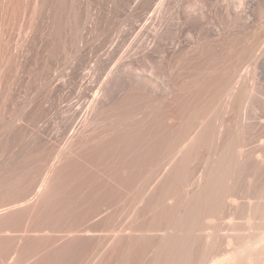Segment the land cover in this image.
<instances>
[{
	"label": "rangeland",
	"instance_id": "rangeland-1",
	"mask_svg": "<svg viewBox=\"0 0 264 264\" xmlns=\"http://www.w3.org/2000/svg\"><path fill=\"white\" fill-rule=\"evenodd\" d=\"M159 2H161V0H0V264H122L125 261L124 259H126L124 264H126L128 260V264H148L149 259V261L154 259L153 256L151 259V255H154L152 251L155 250L154 248L158 247L157 245H159V241H161L160 238L164 234L163 229H161L164 227H157L159 226L158 224L163 222L158 220L159 214L161 208H168V204L170 206V202L173 201V199L168 201L160 200V204L157 200L158 194L163 186H167V184L170 186V183H174L171 187L177 188L179 182L178 180L175 182L172 181L174 174V170L172 169L175 168V165H171V163L170 165L167 164L169 162L167 157L169 156L166 157L168 160H163L164 163L163 161L161 162L162 159H160L159 162V159H156L162 156V154L158 155V157L156 156L158 154L156 147L162 148L163 151H161L164 152L163 139H165L164 137L166 135V139L169 141V137H167V135L170 134L168 133L169 130H173V134L177 133L172 135L175 136L174 139L177 137L176 140H178L180 137L179 134L182 135L185 130L193 125L190 123H192L194 119L196 120L195 115L199 114L196 113L197 109L205 103L208 96V89L210 88L209 86H212L209 82L217 86H212L211 91L209 89V96L213 89L216 90V88L224 83H222V80H224L227 82V85L229 84V87L227 86L230 88L228 91H231L233 96L235 95V98L232 96V99H229L231 101L226 100L227 98H223L225 100L217 102L218 105L215 103L213 105L214 108H209L213 109L212 111L209 110L210 113H207L208 117H205L202 125L206 123L215 125L217 121L215 126L218 127V124L223 122L224 129H226L225 131L227 132V134L224 133V144L228 143L226 147L227 145L233 147L231 148L233 150L231 151L234 155L233 158L236 157L239 150L245 158L248 157L249 159L245 161V163L248 162V164H244L245 167H243L247 172L243 170L240 176L237 175V178L235 177L236 181L235 178H233L234 180H231V186L236 188L235 190L237 191H234L237 194L239 191L240 195L238 194V196L241 198V196H244L243 193H247V195L251 197L253 195L252 191L255 189L254 187L257 186L259 187L255 190H257L258 194L259 188L262 187V184L264 185V73L263 75H255L253 73V64L256 58L255 54L259 52L261 56L264 54V0H162V6ZM200 14L204 16L202 19L200 18ZM191 24L194 26H191ZM214 26L217 28H214ZM146 33L151 34L145 35ZM144 39L146 40L143 41ZM220 44L221 47L222 45L225 47L224 50L226 48L227 50L224 51L223 47L221 48L218 46ZM206 45L208 49H206ZM203 47L208 50V52H206V50L200 51ZM218 47L221 51L223 50V53L218 52L220 51ZM233 50L235 52H233ZM200 52L204 53L203 57H201ZM231 52L233 53L232 55L230 54ZM239 52L240 54H237ZM221 54H223V56ZM260 55H258L259 58ZM204 56H206L208 60H206ZM152 57L156 59L157 62H154ZM218 57L221 59L218 60ZM261 58L263 59L264 57ZM130 61L131 67L129 68L126 64ZM221 63H224L223 66ZM149 64H151V66ZM122 65H124V67ZM216 65H218V67ZM220 65L223 69L224 66L226 70L229 69L225 76H230L231 79H227V77H224L222 80L220 79L222 75L220 76L219 73H217L219 72L217 69L220 68ZM125 66H127V68ZM144 68H151V70L149 69V72L148 69H145V71L147 70L148 72H143ZM130 69L132 71H137L134 73L130 71ZM141 69H143V71ZM200 69H205V71H202L203 74L200 72ZM153 71L157 77L151 74ZM208 71L209 73H206ZM212 71L213 74L215 73L213 76H211ZM179 72L181 73L179 74ZM197 72H199V74H197ZM130 73H132L133 77ZM191 73L192 76L190 75ZM201 74L203 77L205 74L208 77H213L211 81L208 77H204L203 81H205V84L204 82L203 84L202 82L200 83L201 86L203 85L202 87L204 90H202V87L198 84L202 81ZM153 75L155 77L154 79H152ZM185 75H189V78ZM130 76L132 78L129 79L128 77ZM194 76L196 78H193ZM214 76L220 77V80H218L219 83L217 81L218 78ZM136 77H140L141 79L139 78V81H135L138 80ZM158 77L160 78L158 79ZM190 77H192V81H190ZM127 78L131 82L134 78L133 83L136 85V82H138L137 87L140 82H143L140 83L142 84L141 87L149 86L151 82L154 83L146 87L149 91L147 90L142 93L140 90L142 88L138 87V92H136V89L133 90V87H135L134 84L133 87L131 84V89L133 91L130 89V85H128L130 82H128L129 80L127 81ZM175 78L177 80H175ZM179 78L185 81L186 84H189L187 83L188 80L192 83L196 81L194 84L195 86L190 83L195 92L193 93L190 87H188V89L184 82L182 85L185 84V87L180 86L179 84L182 82H180L181 80ZM167 79L170 81L169 83H167ZM215 80L217 81L216 83ZM227 80H229V82ZM146 81L150 83H146ZM164 82L171 86L170 89L167 88L169 87L167 84V87L163 86ZM206 83L209 85H206ZM175 84L176 86L174 87ZM177 84L180 88H178L179 86H177ZM161 85L163 87H161ZM199 87L201 90H199ZM175 88H177L178 92L183 88L184 93L185 91L186 93L184 94L182 90H180L182 93L179 92L180 94H178ZM186 88L188 90H186ZM143 89H145V87ZM163 89L165 91L167 90L166 93ZM174 89L177 93L174 92ZM199 91H206L205 93L202 92L205 96L202 95L200 97ZM129 93H131L132 96L133 93L135 96L138 95L136 96L137 101H131L132 96H130L131 94ZM173 93H175V95ZM170 94L172 96H170ZM164 95H167V97ZM248 95H250L249 98L247 97ZM127 96L130 97L128 98ZM194 96L195 98H193ZM245 97L247 98L244 99ZM179 98L182 99L180 100ZM127 99L133 102V104H130ZM191 99H193V101ZM195 99L200 102L198 101V103ZM123 101H126V103ZM161 101L162 104H160ZM127 103L131 106V110ZM149 107H151L152 110ZM161 108H163L162 110L167 115H165L166 117H163L164 112L161 111ZM188 109L192 111L195 110L196 114L193 113L194 111L192 112ZM238 109L242 110L239 111ZM145 110L148 114H146L147 112ZM157 110L161 112H157ZM134 111L137 116L134 114ZM150 112H155L153 115L154 117ZM178 112H180V114ZM187 112L188 114H186ZM171 113L175 116H172ZM140 114H143L142 116L146 119L140 116ZM145 114L146 116L149 114L151 115L146 117ZM96 115H98V117L100 115L102 116V123H99L100 126L97 121H95L97 118L98 122H100ZM151 116L153 118H151ZM156 116L161 117V119H158ZM219 116L224 117L220 118ZM171 118L173 120L176 119V121L174 120L175 123ZM133 119H135V121ZM151 119H155L154 122L156 124L153 123ZM91 120L92 122H90ZM195 120L193 123L197 125ZM218 120L222 121L218 123ZM93 121L96 123H93ZM213 121L215 122L213 123ZM188 122L189 124H187ZM90 123H93V125L95 124V126L93 127ZM149 123L151 125L155 124L156 126L153 125L154 127L152 126L153 128L151 129ZM172 123L175 126L178 124L185 125L184 127L182 125L175 127ZM101 124L105 127H101ZM97 125L101 128L98 129V127H96ZM188 125L190 126L186 129ZM144 126H148L151 130ZM172 126L176 129H173ZM122 127L123 129L121 130ZM193 127L194 126L191 128ZM136 128L140 129V131L136 130ZM160 128H162L163 131ZM164 128L165 131L166 129H168V131L165 132ZM191 128L190 132L193 131L191 135L193 136L196 130ZM131 129H134V131L136 130L135 133L134 131L131 132L132 134L134 133L133 135L128 131H131ZM159 129L160 132L163 133H159ZM224 129L222 128V131H224ZM112 130L115 131L116 134ZM179 130L182 132L180 131L181 133H179ZM142 131H144V133L147 131L148 133L144 134ZM125 132H127L129 136H127ZM164 132L166 134H164ZM190 132L186 131L188 134ZM109 133L112 134L108 135ZM186 133L181 136H184V138L181 140L180 137L179 140H187L186 138L188 135ZM239 133L240 135H238ZM120 134H124L125 136H120ZM162 134L164 137H157L159 140L155 137L156 135ZM99 135L102 140L96 137ZM115 135L120 136V138L122 137V140L120 139L121 142L118 141V137L116 139L114 138L116 137ZM134 135L141 136L135 137ZM146 135L150 137L148 136V138H145L147 137ZM191 136H189V139L192 138ZM154 138L157 139L158 145L154 144L156 143L155 140H153ZM138 139H142V141ZM135 140L137 143H135V145L139 146H137L139 150H136V147L133 145L134 143H132V141L135 142ZM171 140L172 141H169L171 143L166 141L167 145L164 144L165 149L170 146V144L174 143L173 138ZM124 141L127 142L125 143ZM105 142L109 146H107ZM159 144H161L162 147L161 145L159 146ZM130 145L132 146L129 147ZM143 145H147V148ZM214 145L215 141L209 145L211 150H208L209 148L205 150L207 148L206 146V148H203V151L201 150L202 154H200V152L194 157V162L191 161L190 164L188 162L187 167L191 166L187 168L190 170L187 171L186 169V171L189 175L193 171L192 174L194 176H189L191 180L189 182L187 181L188 183L186 186L188 187L180 185L183 189H181V191L178 190L180 186L176 189L179 194L175 195L176 198L174 197V200L181 199L184 190L190 191L195 188L197 181L201 179L200 177L203 178L204 175H207V173L211 171L210 167L216 165L215 161H217L218 158L214 155L212 157ZM235 145L238 146L236 147ZM80 146H83V148ZM148 146H153L151 147L152 150H157L156 152L154 151L156 155L151 150V153L155 156L154 158L149 156L150 152ZM84 147L87 148V151ZM124 147H126V149L129 148V154H127L128 150H124ZM130 148H132V150L135 148L136 152H138L134 153ZM91 149H93V151ZM105 149L107 152L111 151V149L117 151L116 153L113 151L111 156V152L108 155V153L104 151ZM121 149L124 151L123 153H121ZM228 149L230 148H227L226 151ZM142 150L144 152L145 150L149 152L147 155V157H149L148 159L147 157H140L142 155ZM234 150H236L237 153ZM139 151H141V155ZM162 152H159V154ZM104 153L106 154L104 155ZM133 153H139V157L137 156L139 159H137L135 155H132ZM123 154H127L128 156H124ZM131 159L132 161H130ZM153 159L155 162L157 161L156 164ZM229 159L227 161H231L232 163L235 160L233 159L232 161L230 156ZM211 160L215 164H213ZM134 163H136V166ZM211 163L213 165H211ZM129 164L132 165L130 166ZM222 164L224 165L225 163L223 162ZM224 167L226 168L221 169L228 170V168L230 169V164L228 163L224 165ZM135 168L138 172L135 171ZM259 168L261 169L259 170ZM211 169H213L212 171L219 172L218 169L215 170V167H211ZM253 169L256 172H254ZM172 172L173 174L171 175ZM189 177L187 180H189ZM258 180L261 181L259 182ZM158 181L162 183L159 184ZM256 181H258L259 185ZM165 182L166 184H164ZM255 183L257 184L255 185ZM162 184L163 186L159 187ZM226 184V187H230L228 183ZM250 185L253 186V188ZM232 187H230L231 190ZM247 188H250V190H247ZM240 191L241 193L243 192V195ZM254 192L256 191H253V193ZM140 195L145 198H142ZM254 195L252 201L257 196L255 193ZM147 197L149 199H147ZM139 198L144 201L142 202L143 205ZM119 199H121V201ZM136 199L137 201H134ZM239 200L238 205L240 206L241 204V206L239 210L234 212L235 214L229 208L230 205L226 203L228 205H226V207L223 206L224 208L222 207V212L224 213L219 217H211L212 219L214 218L215 221L214 219L211 220V218H208V221L206 219L205 221L204 219L198 220L197 232L195 231L194 233L196 243L195 246H193V252H195V255L196 251L198 252L197 254H201V252L204 253V251L206 252L205 254H209L208 252L211 251L207 252L206 250L212 247V255L208 258L213 259L214 257V259L217 258V260H219L222 256L229 255V251L235 249L237 245L239 248L242 242L246 243L250 241L253 237L251 235L255 234L254 237H258L263 234L264 220L256 218L253 219V222L252 220L248 221L249 215L246 211L247 208L243 206L247 200L246 198L245 200L244 198ZM155 201L160 204V206L158 204V208L156 207L154 209L157 210L155 211L157 214L153 212V207L151 206L154 205V203L157 204ZM242 201L245 202L243 205ZM147 205L152 209L149 210ZM241 207H243V209ZM158 209L160 210L158 211ZM150 211L154 216H151L153 214H151ZM240 213L242 214L239 215ZM224 214L227 215L225 216ZM228 215L230 217H237H232V219ZM127 216L129 217L127 218ZM137 217L142 219H136ZM141 221L143 222L142 226L140 225L142 224ZM155 221L156 223H154ZM232 221L236 225L233 224ZM244 221L248 222L246 223ZM129 222L130 224H128ZM237 224L239 226H237ZM230 225L232 226L230 227ZM243 225L244 228H242ZM126 227L128 231L130 227L132 230L138 227L136 230L139 231H133L130 237L131 241L135 239L132 243L129 238H127L131 232L129 231L130 233H126ZM150 227H155L154 229L160 228V230L158 229V231H154V233ZM201 227H208V229L204 228V231ZM233 227L235 230L232 229ZM115 228L116 230L118 229V232L116 231L114 234ZM145 228H147L146 231H152L146 232ZM143 229L145 231L144 233L142 232ZM198 229L203 231L200 232ZM119 231L122 239L116 237L119 235ZM197 233H200L199 236ZM112 234V237L116 235V241L115 238L110 237ZM144 234L149 237H146ZM154 235H156V237ZM139 236H142L143 240H140L141 237ZM242 237L244 240H241ZM109 238L113 239V243ZM145 238L146 240L144 241ZM117 239L118 244L116 246ZM125 241L128 242L122 244ZM127 244L132 252L129 247L128 250L130 251H127ZM130 244L134 246L131 247ZM135 244L138 246L136 247ZM155 245L156 247H154ZM152 246L154 247L153 249L151 248ZM241 246L242 245H240V247ZM147 247L150 248L151 252ZM215 247L217 249L214 250ZM263 247L264 241L260 244V248ZM137 248L138 250H136ZM111 250H115V252ZM221 252H224V255ZM124 254L127 255L125 256ZM121 256H125L124 259ZM134 257L136 258L133 259ZM120 258H122L123 261ZM259 258H264V249L259 255ZM210 261L211 260L206 261V264H209ZM210 264L213 263L210 262Z\"/></svg>",
	"mask_w": 264,
	"mask_h": 264
},
{
	"label": "bare ground",
	"instance_id": "bare-ground-1",
	"mask_svg": "<svg viewBox=\"0 0 264 264\" xmlns=\"http://www.w3.org/2000/svg\"><path fill=\"white\" fill-rule=\"evenodd\" d=\"M158 1V0H157ZM151 2V1H150ZM155 4V3H154ZM159 4L161 5L162 4V0H161V2H159ZM158 3H157V5H159ZM156 5V6H157ZM160 5H159V7H160ZM153 6V5H152ZM162 6V5H161ZM226 7V6H225ZM153 8V7H152ZM155 9H157V8H155ZM159 9V8H158ZM157 12V11H156ZM187 17V16H186ZM204 16H203V14H200V18L202 19ZM151 18V17H150ZM149 18V19H150ZM152 19V18H151ZM150 19V20H151ZM198 19V18H197ZM197 21V20H196ZM154 22V21H153ZM202 22V21H201ZM190 23V22H189ZM186 24V23H185ZM206 24V23H205ZM152 25V24H151ZM189 25V24H188ZM216 25V24H215ZM150 26V25H149ZM191 26H194V25H192L191 24ZM206 26V25H205ZM201 27V26H200ZM221 27V26H220ZM151 28V27H150ZM212 28V27H211ZM214 28H217L216 26H214ZM194 29H196V28H194ZM198 30V29H197ZM191 31V30H190ZM195 31V30H194ZM202 33V32H201ZM149 34H151V33H149ZM149 34H145V35H149ZM222 34V33H221ZM219 35V34H218ZM202 36V35H201ZM264 36V35H263ZM147 37V36H146ZM145 37V38H146ZM153 37V36H152ZM151 37V38H152ZM224 38V37H223ZM142 39V38H141ZM149 39V38H148ZM217 39V38H216ZM229 39H231V38H229ZM140 40V39H139ZM146 39H144L143 41H145ZM166 40V39H165ZM234 40V39H233ZM238 40V39H237ZM141 41V40H140ZM139 41V42H140ZM170 41V40H169ZM179 41V40H178ZM207 41V40H206ZM222 41V40H221ZM167 42V41H166ZM173 43V42H172ZM180 43V42H179ZM215 43V42H214ZM218 43V42H217ZM221 43V42H220ZM176 44V43H175ZM205 44V43H204ZM216 44V43H215ZM226 44V43H225ZM143 45V44H142ZM164 45H165V43H164ZM169 45V44H168ZM177 45H178V43H177ZM180 46V45H179ZM203 46V45H202ZM207 46V45H206ZM218 46H220L221 47V44L220 45H218ZM227 46V45H226ZM170 47H172V46H170ZM205 47V46H204ZM204 47H203V49H201L200 51H202V50H206V49H208V46H207V48L206 49H204ZM211 47H212V43H211ZM222 47H223V50H224V46L222 45ZM221 47V48H222ZM159 48V47H158ZM157 48V49H158ZM215 48V47H214ZM213 48V49H214ZM219 48V47H218ZM232 48V47H231ZM156 49V48H155ZM161 49V48H160ZM168 49V48H167ZM220 49V48H219ZM236 49H237V47H236ZM236 49H235V51H236ZM210 50V49H209ZM223 50L221 51V49H220V51H218L219 53L220 52H222L223 53ZM225 50H227V48L225 49ZM224 50V51H225ZM230 50V49H229ZM239 50V49H238ZM245 50V49H244ZM257 50V49H256ZM264 50V49H263ZM163 51V50H162ZM166 51V50H165ZM211 51V50H210ZM234 50H233V52H235ZM204 53H206V52H208V50H206V52L205 51H203ZM203 52H200L201 53V57H203ZM211 53V52H210ZM255 53V52H254ZM262 53V52H261ZM209 54V53H208ZM208 54H205V55H208ZM225 54H226V52H225ZM231 55L233 54L232 52L230 53ZM237 54H240V52L239 53H237ZM150 55V54H149ZM215 55V54H214ZM222 56H223V54H221ZM227 55V54H226ZM256 55V58H255V63L253 64L254 65V68H253V73L255 74V75H263V73H264V58L262 59L261 57H264L263 55L264 54H262V56L260 55V52L258 53V54H255ZM258 55H260V58H259V56ZM211 56V55H210ZM209 56V57H210ZM213 56V55H212ZM222 56H220V57H222ZM230 56V55H229ZM235 56V55H234ZM198 57V56H197ZM220 57H218V60L219 59H221ZM153 58V57H152ZM158 58V57H157ZM190 58V57H189ZM193 58V57H192ZM204 58H206V60H208L207 59V57L206 56H204ZM216 58V57H215ZM235 58V57H234ZM233 58V59H234ZM147 59H149V58H147ZM154 59V58H153ZM199 59V58H198ZM209 59H211V58H209ZM240 59H241V57H240ZM191 60V59H190ZM215 60V59H214ZM213 60V61H214ZM217 60V59H216ZM215 60V61H216ZM217 60V61H218ZM226 60V59H225ZM150 61V60H149ZM194 61V60H193ZM204 61V60H203ZM212 61V62H213ZM228 61V60H227ZM154 62H157L156 61V59H154ZM158 62H160V61H158ZM195 62V61H194ZM206 62V61H205ZM204 62V63H205ZM220 62H222V61H220ZM224 62V61H223ZM239 62V61H238ZM130 64H131V61L128 63V64H126L127 66H129V68L131 67L130 66ZM159 64V63H158ZM168 64V63H167ZM185 64H186V62H185ZM184 64V65H185ZM199 64V63H198ZM215 64V63H214ZM217 64H218V62H217ZM224 64V63H223ZM223 64L221 63V65L223 66ZM239 64V63H238ZM125 65V64H124ZM124 65H122L123 67H124ZM150 66H151V64H149ZM156 65H157V63H156ZM160 65V64H159ZM163 65V64H162ZM190 65V64H189ZM192 65H194V64H192ZM207 65V64H206ZM209 65H211V64H209ZM221 65H220V68L219 69H217L219 72H217V70H216V72L217 73H219V75L221 76L222 75V78H220L219 76L217 77V76H214V77H217L218 79H217V81L218 80H222L224 77L226 78L227 77V79L228 78H230V76L228 77V76H225L226 75V73H227V71H229V69H228V67H227V65H226V67H227V69L228 70H226L225 69V66H224V69H223V67H221ZM245 65V64H244ZM243 65V66H244ZM252 65V64H251ZM127 66H125L126 68H127ZM154 66V65H153ZM161 66V65H160ZM208 66V65H207ZM217 67H218V65H216ZM232 66V65H231ZM246 66V65H245ZM179 67V66H178ZM189 67V66H188ZM188 67H187V69H188ZM194 67V66H193ZM192 67V68H193ZM206 67V66H205ZM204 67V68H205ZM211 67V66H210ZM209 68V67H208ZM214 68H215V66H214ZM240 68H242V67H240ZM132 69V68H131ZM130 69V71H132ZM145 69H148V71H149V69L151 70V68H144V71H143V69H141L143 72H148L147 70L145 71ZM165 69H166V67H165ZM173 69V68H172ZM176 69V68H175ZM181 69V68H180ZM196 69H197V67H196ZM195 69V70H196ZM199 69V68H198ZM202 69V68H201ZM200 69V70H201ZM211 69V68H210ZM243 69V68H242ZM124 70H125V68H124ZM162 70V69H161ZM194 70V69H193ZM208 70V69H207ZM206 70V71H207ZM260 70V71H259ZM126 71H127V69H126ZM129 71V72H130ZM135 71H137V70H135ZM135 71H132V72H134L135 73ZM142 71H139V72H142ZM167 71V70H166ZM168 71H171V70H168ZM176 71V70H175ZM202 71H205V69H203V70H201L200 72L202 73ZM240 71V70H239ZM249 71H250V69H249ZM128 72V71H127ZM150 72V71H149ZM182 72V71H181ZM181 72H179V74L181 73ZM186 72V71H185ZM192 72V71H191ZM195 72V71H194ZM244 72V71H243ZM133 73V74H134ZM160 73V72H159ZM188 73H190V72H188ZM206 73H209V71L208 72H206ZM233 73V72H232ZM231 73V74H232ZM238 73V72H237ZM128 74V73H127ZM151 74H154V71H153V73L151 72ZM173 74H174V72H173ZM179 74H178V76H179ZM183 74V73H182ZM197 74H199V72H197ZM197 74L195 73V75L197 76ZM203 74V73H202ZM201 74V75H202ZM211 74V73H210ZM230 74V75H231ZM234 74V73H233ZM250 74V73H249ZM129 75V74H128ZM130 75L132 76V73H130ZM136 75V74H135ZM141 75V74H140ZM155 75V74H154ZM154 75H153V78L152 79H154L155 77H154ZM191 76H192V73L190 74ZM213 75H215V73L213 74V71H212V75L211 76H213ZM228 75V74H227ZM128 77L129 79L130 78H132V77ZM137 76H139V75H137ZM156 77H157V75H155ZM165 76V75H164ZM183 76H184V74H183ZM186 76V75H185ZM199 76V75H198ZM233 76V75H232ZM246 76V75H245ZM161 77V76H160ZM160 77H158V79L160 78ZM165 77H167V76H165ZM180 77V76H179ZM186 77H188L189 78V75L188 76H186ZM204 77H208V76H206V74H205V76ZM204 77H203V75H202V77H201V79H202V81H200L198 84H199V86H201L200 85V83L202 82V84H203V82H204V84H205V81H203V79H204ZM235 77V76H234ZM237 77V76H236ZM250 77V76H249ZM127 78V81L129 80ZM139 78L140 77H136V79H138V80H135V81H139ZM163 78V77H162ZM171 78V77H170ZM181 78H183V77H181ZM181 78H179L180 80H181ZM193 78H196L195 76L193 77ZM198 78V77H197ZM220 78V79H219ZM255 78V77H254ZM134 79V78H133ZM133 79H132V82L129 80L128 82H130L128 85H130L129 87H130V89H131V84H132V87H133ZM141 79V78H140ZM151 79V80H152ZM178 79V80H179ZM190 81H192V77H190ZM208 79H210V81H211V79H213V77H208ZM216 79V78H215ZM231 79V78H230ZM233 79V78H232ZM257 79V78H256ZM143 80V79H142ZM145 80H147V79H145ZM175 80H177L176 78H175ZM183 80H185V79H183ZM187 80V79H186ZM196 80H198V79H196ZM226 80V79H225ZM157 81V80H156ZM159 81V80H158ZM206 81H207V79H206ZM216 80H215V83L217 82ZM228 82H229V80H227ZM170 81H168V79H167V83H169ZM175 82V81H174ZM179 82V81H178ZM180 82H182L181 84H179L180 86H183V87H185L184 85L186 84L185 83V81H180ZM183 82L185 83L184 85H182L183 84ZM224 82V83H223ZM140 83H143V82H140ZM139 83V88H142V89H140L141 91H142V93L143 92H145V91H147L148 89H146V87L148 86H144L145 87V89H143L144 87H141V85L142 84H140ZM144 83H145V81H144ZM146 83H150V82H148V81H146ZM152 83V82H151ZM151 83H150V85H151ZM154 83V82H153ZM152 83V84H153ZM165 83V84H164ZM163 83V86H166V82H164ZM176 83V82H175ZM187 83H189V84H186L187 86V88L188 87H190V88H192L191 90H193V86H195L194 84L196 83V81L195 82H189V80H188V82ZM190 83H192L193 84V86L191 87V85H190ZM212 84V86H215L214 85V83H212V82H209V84ZM218 83H219V81H218ZM217 83V84H218ZM222 85H220V87H218V88H216V90H212V92H211V94H210V96H209V89H210V91H211V89H212V86H209L210 88L208 89V96H207V98H206V101H205V103L204 104H202L201 106H200V108L199 109H197V112L195 111V110H191V109H188V110H191L193 113H199V114H197V115H195V118H196V120H195V122L197 123V125H194V120L193 119H191V120H193V122L192 123H190V124H193V125H191V127L192 126H194L193 128H194V130H196V131H194L195 132V134H193V136H191L192 135V133H193V131H191L190 132V128L189 129H187L190 125H188L187 127H186V129L187 130H185L184 132H183V134L184 133H186V131L187 132H190L189 134L188 133H186L188 136H187V140H185V139H183V141H181L182 140V138H184V136L183 137H181L182 135L181 134H179V136L181 137V140H179L180 139V137H179V139L178 140H176L177 139V137L174 139V137L175 136H173L174 134H177V133H174L173 134V130L171 131V130H169V132L168 133H170V134H168L167 135V137H169L168 139H169V141H172L171 139L173 138V142L174 143H172V144H170V146H168V147H166V149H165V145H167V142L166 141H168L167 139H166V135H165V137H164V135L162 134V135H156L155 137L157 138V137H159V136H163L165 139H163L164 140V142H166V143H164L163 141V146H164V152H162L163 150H162V148L160 149L159 147H156V149L158 150V154L156 155V151L157 150H152V148L151 147H153V146H151V147H149V148H151V149H149L148 148V150H149V152H150V154H152V155H150L149 154V156L151 157V158H154L155 156H154V154L158 157V155H161L162 154V156H163V158H162V156H160V158L158 157V158H156L157 160H158V162L160 161V159H162L161 160V162L163 161V160H165L166 159V157L167 156H169V157H167L168 159H169V162L167 163V164H169L170 165V163H171V165L172 164H174L175 165V168L174 169H172V170H174L173 172H174V174H173V172L171 173V175L173 174V179H172V181H176V180H178L179 182H178V187L176 188V187H171V185H173L174 183H170L171 185L169 186L168 184H167V186L165 185V186H163V184L162 185H160L159 187H162V189H160L159 187V189L161 190H159L160 192H159V194H158V198H157V200H158V202L161 204V202H160V200H172L173 199V201H171V202H173V203H171L170 202V206H169V204H168V208L166 207V208H161V212H160V214H159V218H158V220L159 221H163L162 223H160V224H162V225H160V224H158L159 226H157V227H160V226H163L164 228H161V229H163V231H164V234H163V236H161V238H160V240L161 241H159L160 243H159V245H157L158 247H156V245L154 246V247H156V248H154L153 246L151 247L152 249L154 248L155 250L154 251H152L153 253H154V255H151V259H152V256H153V258L154 259H152L151 261H149L148 259H146V260H148V264H206V261H209V260H211L210 262L211 263H213V264H264V258L263 259H261V258H259V255L261 254V252L263 251V249H264V247L263 248H260V244L264 241V232H262L263 234H261V235H256V236H258V237H254V235L255 234H253V235H251V236H253L252 238H251V240L250 241H248V242H246V243H244V242H242V244H240V245H242L241 247H240V245H239V248H238V245L237 244H235V245H237V247L235 248V249H232L231 251H229V255H226V256H222V258L220 259L219 258V260H217V258L216 259H214V257H213V259H209L208 257H211L210 255H212V247H209V249H207L206 251L208 252V251H211V252H208L209 254H205L206 252L204 251V253H202L201 252V254H197L198 252L196 251V255H195V252H193V246H195V236H194V233H195V231L197 232V222H198V220L199 219H201V220H203L204 219V221H205V219L207 220L208 218H211V217H219L222 213H224V212H222V207L223 206H225L226 207V205H230V209L233 211V213L234 212H236V210H239V208H240V206H241V204H240V206L238 205L239 204V202H238V200H239V198H240V196H238V194H239V191H238V194L235 192V191H237V190H235L236 188H233L232 186H231V180H234L233 178H237V175L238 176H240V173H242V171L244 170L243 169V167H245V165H247L248 164V162H246L245 163V161H248L249 159H248V157H244V155H242V153H241V151H239L238 150V153H237V151L236 150H234L236 153H237V155H236V157L235 158H233L234 157V155L231 153V151H233L231 148H233V147H229L228 145H227V147H226V144H228V143H226V144H224V140H223V137H224V133H226L227 134V132L225 131L226 129H224V126H223V122H221L222 120H218V123L219 122H221L220 124H218V127H216L215 125L217 124V121H216V124L215 125H213V124H203L202 125V123L204 122V120H205V117L208 115L207 113L209 112V110H211L212 111V109L214 108V104L216 103L217 104V102H220V100H225V99H223V98H227L226 100H229V99H232V96H233V93L231 92V91H228V89H230V88H228L229 86V84L227 85V82L226 81H224V80H222ZM208 83H206V85H207ZM208 84V85H209ZM232 84H233V82H232ZM137 85H138V82H136V85L134 84V86L136 87H133V90L134 89H136L135 91L136 92H138L137 90H138V87H137ZM149 85V86H150ZM170 85H171V83H170ZM178 84H177V86H179ZM219 85V84H218ZM148 86V87H149ZM162 85H161V87H163ZM167 86H169L168 84H167ZM166 86V87H167ZM172 86H173V84H172ZM176 86V84L174 85V87ZM180 86L178 87V88H180ZM203 86V85H202ZM201 86V87H202ZM205 86V85H204ZM228 86V87H227ZM155 87V86H154ZM170 87L171 86H169V87H167V88H169L170 89ZM215 87H217V86H215ZM235 87V86H234ZM186 88V90H188ZM194 88H196V87H194ZM231 88H232V86H231ZM240 88V87H239ZM150 89V88H149ZM153 89V88H152ZM155 89V88H154ZM172 89V88H171ZM176 90H177V88H175ZM174 89V90H175ZM132 90V89H131ZM132 90V91H133ZM140 90H139V92H140ZM144 90V91H143ZM164 90V89H163ZM173 90V89H172ZM176 90L174 91V92H176ZM180 90H182V92L184 93V89L183 88H181ZM180 90H179V92H180ZM190 90V91H191ZM196 90V89H195ZM199 90H201V88L199 87ZM202 90H204L203 89V87H202ZM232 90H234V89H232ZM244 90H245V87H244ZM249 90V89H248ZM251 90V89H250ZM149 91V90H148ZM165 91V90H164ZM167 91V90H166ZM166 91H165V93H166ZM197 91V90H196ZM207 91V90H206ZM206 91H202V92H206ZM131 92V91H130ZM135 92V93H136ZM154 92V91H153ZM177 92H178V90H177ZM176 92V93H177ZM178 92V94H180V93H182V92H180L179 93ZM195 91L193 90V93H194ZM200 92V97L204 94V93H202L201 91H199ZM240 92V91H239ZM185 93H186V91H185ZM184 93V94H185ZM188 93V92H187ZM192 93V94H193ZM197 93V92H196ZM202 93V94H201ZM242 93H243V91H242ZM246 93V92H245ZM251 93V92H250ZM129 94H131V93H129ZM138 94V93H137ZM140 94V93H139ZM150 94V93H149ZM155 94V93H154ZM174 95H175V93H173ZM174 95H173V97H174ZM177 95V94H176ZM186 95H188V94H186ZM197 95V94H196ZM246 95V94H245ZM130 96H132V94L130 95ZM129 96V97H130ZM133 96H135L134 95V93H133ZM132 96V97H133ZM136 96H138V95H136ZM133 97V99H132V97H131V101L133 100V102H135V101H137V97ZM141 96V95H140ZM139 96V98L141 99V97ZM153 96V95H152ZM156 96V95H155ZM159 96V95H158ZM165 96V95H164ZM170 96H172L171 94H170ZM190 96V95H189ZM189 96H188V98H189ZM203 96H205V95H203ZM226 96V97H225ZM125 97V96H124ZM128 97V96H127ZM128 97V98H129ZM149 97H151V96H149ZM163 97V96H162ZM162 97H160V98H162ZM165 97H167V95L165 96ZM191 97V96H190ZM234 98H235V95L233 96ZM248 98L250 97V95H248L247 96ZM247 97H245L244 99H246ZM126 98V97H125ZM171 98V97H170ZM175 98V97H174ZM192 98V97H191ZM193 98H195V96L193 97ZM197 98V97H196ZM139 99V100H140ZM147 99V98H146ZM158 99V98H157ZM157 99H155V100H157ZM166 99V98H165ZM180 99V98H179ZM182 99V98H181ZM180 99V100H181ZM201 99V98H200ZM128 100V99H127ZM126 100V101H127ZM145 100V99H144ZM148 100V99H147ZM152 100H153V98H152ZM171 100V99H170ZM172 100H174V99H172ZM188 100V99H187ZM190 100V99H189ZM192 101H193V99H191ZM196 101H197V99H195ZM237 100V99H236ZM240 100H241V97H240ZM249 100V99H248ZM126 101H123V102H125L126 103ZM129 101V103L131 104H133V102H130V100H128ZM127 101V102H128ZM159 101V100H158ZM178 101V100H177ZM183 101V100H182ZM199 101V100H198ZM197 101V102H198ZM229 101H231V100H229ZM233 101V100H232ZM238 101V100H237ZM153 102V101H152ZM155 102V101H154ZM200 102V101H199ZM198 102V103H199ZM204 102V101H203ZM245 102V101H244ZM147 103V102H146ZM197 103V104H198ZM222 103V102H221ZM226 103V102H225ZM233 103V102H232ZM246 103H247V101H246ZM123 104V103H122ZM128 104V103H127ZM136 104V103H135ZM142 104V103H141ZM157 105H159L158 103H156ZM160 104H162V101H161V103ZM186 104V103H185ZM228 104V103H227ZM125 105V104H124ZM129 105V104H128ZM127 105V106H128ZM171 105H172V103H171ZM174 105V104H173ZM187 105V104H186ZM185 105V106H186ZM190 105V104H189ZM192 105H193V103H192ZM218 105V104H217ZM224 105V104H223ZM245 105V104H244ZM134 106V105H133ZM184 106V105H183ZM226 106V105H225ZM233 106V105H232ZM125 107V106H124ZM129 107V109H130V105L128 106ZM141 107V106H140ZM147 107V106H146ZM154 107V106H153ZM190 107V106H189ZM193 107V106H192ZM194 107H195V105H194ZM193 107V108H194ZM211 107H213L212 109H209V108H211ZM216 107V106H215ZM221 107H223V106H221ZM126 108V107H125ZM137 108H138V106H137ZM144 108V107H143ZM150 109H151V107H149ZM159 108V107H158ZM185 108V107H184ZM121 109H122V107H121ZM135 109V108H134ZM139 109H141V108H139ZM138 109V110H139ZM148 109V108H147ZM163 108H161V111H163L162 110ZM186 109V108H185ZM113 110V109H112ZM117 110V109H116ZM123 110V109H122ZM131 110V109H130ZM129 110V111H130ZM152 110V109H151ZM160 110V109H159ZM159 110H157V112L159 111ZM235 110V109H234ZM239 110V109H238ZM240 110H242V109H240ZM239 110V111H240ZM136 111V110H135ZM135 111H134V114H135ZM146 111V110H145ZM149 111V110H148ZM154 111V110H153ZM161 111H159V112H161ZM181 111V110H180ZM183 111V110H182ZM117 112H118V110H117ZM137 112V111H136ZM147 112V111H146ZM152 112V111H151ZM150 112V113H151ZM164 112V111H163ZM162 112V113H163ZM167 112V111H166ZM171 112V111H170ZM177 112V111H176ZM189 112V111H188ZM188 112L186 113V114H188ZM224 112V111H223ZM104 113H105V111H104ZM103 113V114H104ZM116 113V112H115ZM121 113V112H120ZM133 113V112H132ZM141 113H142V110H141ZM145 113V112H144ZM143 113V114H144ZM168 113V112H167ZM179 114H180V112H178ZM191 113V112H190ZM195 113V114H196ZM210 113V112H209ZM227 113V112H226ZM112 114V113H111ZM142 114V115H143ZM146 114H148V112L146 113ZM146 114H145V116H146ZM152 114V116L155 114V112L154 113H151ZM151 114H149V115H151ZM170 114V113H169ZM173 113H171V115H172ZM175 114V113H174ZM192 114V113H191ZM190 114V115H191ZM113 115V114H112ZM111 115V116H112ZM123 115V114H122ZM127 115V114H126ZM131 115V114H130ZM136 115V114H135ZM141 114H140V116H142ZM149 115H147V116H149ZM158 115H159V113H158ZM163 115V114H162ZM166 114H165V112H164V115H163V117L165 116ZM220 115V114H219ZM222 115V114H221ZM97 117H98V115H96ZM95 116V117H96ZM129 116V115H128ZM137 116V115H136ZM135 116V117H136ZM139 116V115H138ZM139 116V117H140ZM146 116V117H147ZM151 116V118H153ZM167 116V115H166ZM165 116V117H166ZM172 116H175V115H172ZM193 116V115H192ZM191 116V117H192ZM209 116H210V114H209ZM218 116V115H217ZM114 117V116H113ZM143 117V116H142ZM156 117H158V116H156ZM178 117V116H177ZM188 117V116H187ZM208 117V116H207ZM220 118L222 117H224V116H219ZM99 121L100 122H98V119L96 120L95 118V121H97V123L99 124V123H102V116L100 115L99 117ZM106 118V117H105ZM112 118V117H111ZM132 118V117H131ZM141 118V117H140ZM144 118V117H143ZM161 119V117H158V119ZM168 118V117H167ZM166 118V119H167ZM174 118V117H173ZM180 118V117H179ZM139 119V118H138ZM142 119V118H141ZM144 119H146V118H144ZM150 119V118H149ZM149 119H148V122H149ZM164 119V118H163ZM172 119V118H171ZM188 119V118H187ZM207 119V118H206ZM217 119H218V117H217ZM104 120V119H103ZM132 120V119H131ZM134 121H135V119H133ZM153 120V123H155L154 122V120L155 119H151V121ZM157 120V119H156ZM169 120V119H168ZM173 120V119H172ZM175 121H176V119H174ZM174 120H173V122H174ZM181 120V119H180ZM214 120V119H213ZM216 120V119H215ZM95 121H93V123L95 122ZM137 121H140V120H137ZM142 121V120H141ZM162 121V120H161ZM90 122H92V120L90 121ZM164 122V121H163ZM182 122H184V121H182ZM181 122V123H182ZM187 122V121H186ZM206 122V121H205ZM207 122H209V121H207ZM215 121H213V123H214ZM93 123H90L91 125H93ZM96 123V122H95ZM105 123H108V122H105ZM147 123V122H146ZM151 123V122H150ZM149 123V124H150ZM161 123V122H160ZM166 123V122H165ZM175 123V122H174ZM103 124H104V121H103ZM109 124V123H108ZM125 124H128V123H125ZM152 124V123H151ZM150 124V127H151V129L154 127V126H156L155 124H153V125H151ZM168 124V123H167ZM173 124V123H172ZM187 124H189V122L187 123ZM105 125V124H104ZM104 125H102L101 124V127H103ZM113 125V124H112ZM141 125H143V124H141ZM160 125V124H159ZM164 125V124H163ZM174 125V124H173ZM179 125H182V124H178L177 126H175V127H178ZM184 125L185 124H183L182 126L184 127ZM202 125V126H201ZM95 126V124L93 125V127ZM99 126H100V124H99ZM98 125L96 126V127H98V129L99 128H101V127H99ZM109 126V125H108ZM122 126V125H121ZM126 126V125H125ZM124 126V127H125ZM140 126V125H139ZM145 126H146V124H145ZM144 126V127H145ZM153 126V127H152ZM169 126H170V123H169ZM174 126H172L173 127V129H176V128H174ZM95 127V128H96ZM105 127V126H104ZM107 127V126H106ZM143 127V128H144ZM199 127V128H198ZM216 127V128H215ZM226 127V126H225ZM229 127V126H228ZM227 127V128H228ZM111 128H113V127H111ZM115 128V127H114ZM139 128V127H138ZM138 128H136V130H138V131H140V129H138ZM145 128H149L148 126L147 127H145ZM144 128V129H145ZM157 128V127H156ZM167 128H168V126H167ZM170 128V127H169ZM193 128H191V129H193ZM222 128L224 129V131H222ZM240 128V127H239ZM116 129V128H115ZM114 129V130H115ZM119 129V128H118ZM123 129V127L121 128V130ZM130 129V128H129ZM135 129V128H134ZM134 129H131V131L130 130H128L129 131V133H131L132 131H134ZM143 129V130H144ZM150 129V128H149ZM150 129V130H151ZM160 129H162V128H160ZM160 129L158 130V132L159 133H163V132H160ZM171 129V128H170ZM179 129V128H178ZM177 129V130H178ZM238 129V128H237ZM135 130V131H136ZM155 130V129H154ZM157 130V129H156ZM181 130L183 131V129L181 128ZM181 130H179V133H181L182 131ZM189 130V131H188ZM228 130V129H227ZM109 131V130H108ZM113 131V130H112ZM116 131V130H115ZM115 131H113L114 133H115ZM135 131H134V133H135ZM138 131H137V133H138ZM148 131V130H147ZM147 131H145V133L147 134L148 132ZM162 131H163V129H162ZM164 131H165V128H164ZM166 131H168V129H166ZM165 131V132H166ZM181 131V132H180ZM94 132V131H93ZM97 132H98V130H97ZM103 132H105V131H103ZM109 132H111V131H109ZM123 132V131H122ZM122 132H120V133H122ZM143 133H144V131H142ZM150 132H152V131H150ZM157 132V133H158ZM164 132V134H166ZM172 132V133H171ZM243 132V131H242ZM101 133H102V131H101ZM100 133V134H101ZM106 133H108V132H106ZM105 133V134H106ZM113 133V134H114ZM116 133H117V131H116ZM115 133V134H116ZM125 133H127V132H125ZM133 133V134H134ZM143 133H140V134H143ZM144 133V134H145ZM93 134V133H92ZM98 134V133H97ZM112 134V133H111ZM110 133L108 134V135H111ZM119 134V133H118ZM132 134V133H131ZM130 134V135H131ZM132 134V135H133ZM153 135H155L154 133H152ZM173 134V135H172ZM186 134H185V136H186ZM247 134V133H246ZM102 135V134H101ZM104 135V134H103ZM121 135H123V136H125L124 134H120V136ZM152 135V136H153ZM171 136V138H170V136ZM238 135H240V133L238 134ZM238 135H237V137H238ZM93 136V135H92ZM91 136V137H92ZM116 137H114L115 139L117 138V139H119L118 141L119 142H121V138H120V136H117V135H115ZM127 136H129L128 135V133H127ZM135 136V135H134ZM138 136V135H137ZM137 136H135V137H137ZM139 136H141V135H139ZM138 136V137H139ZM143 136V135H142ZM147 136V135H146ZM149 136V135H148ZM148 136L147 137H145V138H148ZM189 136H191L190 138L191 139H189ZM96 137H99V138H101L100 137V135L99 136H96ZM104 137V136H103ZM131 137V136H130ZM150 137V136H149ZM154 137V136H153ZM244 137V136H243ZM107 138V137H106ZM125 138H127V137H125ZM240 138V137H239ZM113 139V138H112ZM121 139V140H120ZM149 139H151V138H149ZM158 139V138H157ZM157 139H153V140H155V142L156 143H154V144H157ZM236 139V138H235ZM242 139V138H241ZM94 140H96V139H94ZM100 140V139H99ZM98 140V141H99ZM101 140H102V138H101ZM105 140V139H104ZM108 140V139H107ZM124 140V139H123ZM138 140H140V139H138ZM143 140H144V138H143ZM152 140V141H153ZM159 140V139H158ZM161 140V139H160ZM178 142V144H177V142ZM93 141V140H92ZM97 141V142H98ZM140 141H142V139L140 140ZM168 141V143H171V142H169ZM211 141H212V143L215 141V147H214V152H213V154H212V157H213V155L214 156H217L216 158H218L217 159V161H215V163H216V165H214V167H215V170H219V172H216V171H212L213 169H211V167L212 168H214L213 166H211L210 167V170L211 171H209V169H208V173H207V175H204L203 176V178L202 177H200L201 179H199L198 181H197V184H196V186H195V188H193L192 190H190V191H186V190H184V193H183V195H182V198L181 199H175L174 200V197H175V195H178L179 193H177V190L176 189H178L179 188V186L180 185H183V187H188V186H186V184L191 180V177H189V176H194L192 173H193V171H192V173L189 175V173H187V171H189L187 168H189V167H187V164H188V162H189V164H190V162L192 161V162H194L193 161V159H194V157H196V155L198 154V153H200V154H202V151L204 150L203 148H206V146H207V148L205 149V150H207L208 148H209V145L210 144H212L211 143ZM91 142V141H90ZM97 142H96V144H97ZM108 142H110V141H108ZM114 142V141H113ZM113 142H111V143H113ZM125 143L127 142V141H124ZM131 142V141H130ZM176 142V143H175ZM180 142V143H179ZM182 142V143H181ZM187 142V143H186ZM100 143H101V141H100ZM116 143H118V142H116ZM132 143H134L133 145L136 147V150H139V146L137 147L136 145H135V143H136V140H135V142H133L132 141ZM143 143V142H142ZM146 143V142H145ZM151 143H153V142H151ZM159 143H160V141H159ZM234 143V142H233ZM242 143V142H241ZM95 144V145H96ZM99 144V143H98ZM105 144H106V142H105ZM119 144H121V143H119ZM137 144V143H136ZM140 144V143H139ZM148 144V143H147ZM154 144H152V145H154ZM162 144V143H161ZM161 144H159V146L161 145ZM165 144V145H164ZM236 144V143H235ZM240 144V143H239ZM238 144V145H239ZM88 145H89V143H88ZM92 145V144H91ZM94 145V146H95ZM107 145V144H106ZM105 145V146H106ZM158 145V144H157ZM231 145V144H230ZM238 145H235L236 147L238 146ZM245 145V144H244ZM104 146V147H105ZM107 146H109V145H107ZM132 145H130L129 147H131ZM144 146V145H143ZM146 146V148H147V145H145ZM144 146V147H145ZM156 146V145H155ZM212 146V145H211ZM234 146V145H233ZM81 147V146H80ZM89 147V146H88ZM91 147V146H90ZM102 147V146H101ZM114 147V146H113ZM118 147V146H117ZM123 147V146H122ZM127 147V146H126ZM126 147H124L125 149L124 150H128V153L127 154H129L130 152H129V148L128 149H126ZM161 147H162V145H161ZM213 147V146H212ZM240 147V146H239ZM81 148H83V146L81 147ZM80 148V149H81ZM85 148V147H84ZM97 148V147H96ZM111 148V147H110ZM133 148V147H132ZM132 148H130L131 150H132ZM138 148V149H137ZM141 149H143L142 147H140ZM146 148H144V149H146ZM155 148V147H154ZM159 148V149H158ZM227 148H230V149H228L227 151H226V149ZM235 148V147H234ZM248 148V147H247ZM255 148V147H254ZM87 148H85V150H86ZM113 149H115V148H113ZM123 149V148H122ZM121 149V150H122ZM237 149V148H236ZM239 149V148H238ZM246 149V148H245ZM92 151H93V149H91ZM130 150V151H131ZM133 150H135V148L133 149ZM132 150V152H136V150L135 151H133ZM147 150V149H146ZM146 150H145V152H146ZM153 151V153H151L152 151ZM160 150V151H159ZM162 150V151H161ZM202 150V151H201ZM208 150H211L210 148L208 149ZM230 150V151H229ZM256 150V149H255ZM255 150H254V152H255ZM83 151H84V149H83ZM82 151V152H83ZM87 151V150H86ZM102 151H103V149H102ZM104 151H106V149L104 150ZM113 151H115V150H112L111 149V151H109V152H107L108 153V155H109V153L111 152V156H112V153H113ZM117 151V150H116ZM116 151H115V153H116ZM119 151V150H118ZM155 151V152H154ZM252 151V150H251ZM250 151V152H251ZM99 152H100V150H99ZM124 151L122 150V152L121 153H123ZM131 152V153H132ZM138 152V151H137ZM136 152V153H137ZM140 152V155H141V151H139ZM144 151L142 150V155L140 156V157H144V158H146L147 157V155H148V153L149 152H146V155L144 156V154H145V152L143 153ZM159 152H162V153H160L159 154ZM244 152V151H243ZM86 153V152H85ZM96 153V152H95ZM95 153H93V154H95ZM103 153V152H102ZM120 153V152H119ZM132 154V155H135V157H139V153L138 154ZM207 153L209 154V152L207 151ZM212 153V152H211ZM92 154V153H91ZM100 154H101V152H100ZM106 153H104V155H105ZM118 154V153H117ZM116 154V155H117ZM127 154H125V155H127ZM254 154V153H253ZM252 154V155H253ZM81 155H83V154H81ZM86 155V154H85ZM97 155H98V152H97ZM116 155H113V156H116ZM120 155V154H119ZM124 155V154H123ZM124 155V156H125ZM228 156V159H229V156H230V158H231V160L233 161V159H235L234 160V162L232 163L231 161H227L228 159H227V156ZM259 155H260V153H259ZM102 156V155H101ZM121 156V155H120ZM128 156V155H127ZM126 156V157H127ZM130 156V155H129ZM209 156V155H208ZM226 156V157H225ZM246 156V155H245ZM77 157H78V155H77ZM82 157V156H81ZM80 157V158H81ZM103 157V156H102ZM118 157V156H117ZM132 157V156H131ZM137 157V159H139ZM256 157V156H255ZM262 157H263V155H262ZM85 158V157H84ZM89 158V157H88ZM94 158V157H93ZM92 158V159H93ZM99 158H101V157H99ZM130 158V157H129ZM134 158V157H133ZM149 157H147V159H148ZM199 158V157H198ZM215 158V157H214ZM223 158H224V160H223ZM227 160H226V159ZM233 158V159H232ZM246 160H245V159ZM86 159H87V156H86ZM90 159V158H89ZM136 159V158H135ZM168 159H166V160H168ZM192 159V160H191ZM210 159H212V158H210ZM248 159V160H247ZM262 159V158H261ZM94 160V159H93ZM97 160V159H96ZM149 160H151V159H149ZM154 160V159H153ZM198 160V159H197ZM230 160V159H229ZM85 161V160H84ZM130 161H132V159L130 160ZM210 161V160H209ZM212 161V160H211ZM254 161V160H253ZM259 161H260V158H259ZM135 162V161H134ZM136 162H138V161H136ZM154 162H155V160H154ZM157 162V161H156ZM156 162H155V164H156ZM225 163L224 165H226V164H230V169L228 168V170H223V169H225L226 167H224V165L222 164V163ZM228 162V163H227ZM249 162H251V161H249ZM163 163H164V161H163ZM162 163V164H163ZM212 163L213 164H215L213 161H212ZM211 163V165H213ZM257 163V162H256ZM261 163V162H260ZM139 164V163H138ZM166 164V163H165ZM245 164V165H244ZM259 164V163H258ZM130 165V164H129ZM132 165V164H131ZM130 165V166H131ZM134 165L136 166V163H134ZM160 165V164H159ZM173 165V166H174ZM197 165V164H196ZM232 165V166H231ZM251 165V164H250ZM255 165V164H254ZM64 166V165H63ZM69 166V165H68ZM134 166V167H135ZM137 166H139V165H137ZM157 166V165H156ZM165 166V165H164ZM194 166V165H193ZM209 166V165H208ZM223 166V167H222ZM256 166V165H255ZM264 166V165H263ZM66 167V166H65ZM247 167H249V166H247ZM260 167V166H259ZM139 168V167H138ZM197 168V167H196ZM221 168H223V169H221ZM250 168V167H249ZM255 168V167H254ZM136 169V168H135ZM164 169V168H163ZM186 169H187V171H186ZM261 168H259V170H260ZM134 170V169H133ZM141 170V169H140ZM171 170V171H172ZM221 170V171H220ZM135 171H137V169L135 170ZM134 171V172H135ZM170 171V172H171ZM245 171V170H244ZM251 171V170H250ZM253 171H254V169H253ZM258 171V170H257ZM130 172V171H129ZM138 172V171H137ZM168 172V171H167ZM216 172V173H215ZM245 172H247V171H245ZM254 172H256V171H254ZM141 173V172H140ZM250 173V172H249ZM263 173H264V171H263ZM136 174V173H135ZM134 174V175H135ZM170 174V173H169ZM196 174V173H195ZM253 174V173H252ZM140 175V174H139ZM200 175H201V173H200ZM247 175V174H246ZM130 176V175H129ZM137 176H138V174H137ZM167 176V175H166ZM202 176V175H201ZM245 176V175H244ZM127 177V176H126ZM159 177V176H158ZM167 177H169V176H167ZM189 177V180H187V178ZM243 177V176H242ZM256 177H257V175H256ZM258 177H260V176H258ZM128 178V177H127ZM133 178H134V176H133ZM137 178V177H136ZM135 178V179H136ZM138 178H140V177H138ZM236 178H235V181H236ZM255 178V177H254ZM253 178V179H254ZM163 179V178H162ZM166 179V178H165ZM256 179V178H255ZM258 179V178H257ZM167 180V179H166ZM171 180V179H170ZM252 180V179H251ZM263 180V179H262ZM160 181H162V180H160ZM188 181V182H187ZM248 181H249V178H248ZM259 182L261 181V180H258ZM258 181H256L257 183H258ZM264 181V180H263ZM116 182V181H115ZM129 182V181H128ZM134 182V181H133ZM159 182V181H158ZM253 182H255V181H253ZM54 183H55V181H54ZM160 183H162V182H159V184ZM168 183H169V181H168ZM196 183V182H195ZM226 183H228V185H230V187H232V190H231V188L230 187H226L227 186V184ZM232 183H234V182H232ZM248 183V182H247ZM257 183H255V185L257 184ZM119 184V183H118ZM164 184H166V182L164 183ZM224 184H225V186H224ZM260 184H262V183H260ZM52 185H53V183H52ZM156 185H157V183H156ZM192 185V184H191ZM237 185V184H236ZM258 185H259V183H258ZM251 186V185H250ZM262 187H260L259 189V191H258V194H257V190H255L257 187H259V186H257V187H254L255 189L253 190V189H251V190H253V191H256V192H254L257 196L255 197V199L252 201V197H253V195H254V193H253V191H252V196L250 197V195L248 196L247 195V193L245 194V193H243L244 194V196L242 197L241 196V198L243 199L244 198V200H245V198H246V200L247 201H245V202H243L242 201V205L244 206V208H247V213H248V221L249 220H252V222H253V219H256V218H261V219H263L264 220V185L262 184L261 185ZM50 187V186H49ZM183 187L182 186H180V189H178V190H180L181 191V189H183ZM242 187V186H241ZM249 187V186H248ZM252 188H253V186H251ZM157 188V189H158ZM238 188V187H237ZM146 189V188H145ZM250 190V188H247V190ZM150 190V189H149ZM235 190V191H234ZM239 190V189H238ZM243 191H244V189H243ZM246 191V190H245ZM151 192V191H150ZM179 192V191H178ZM235 192V193H234ZM247 192V191H246ZM158 193V192H157ZM177 193V194H176ZM240 193H241V191H240ZM241 193V194H242ZM121 194V193H120ZM140 194V193H139ZM237 194V195H236ZM242 194V195H243ZM249 194V193H248ZM240 195V194H239ZM247 197H246V196ZM118 196V195H117ZM141 196V195H140ZM142 196H143V194H142ZM141 196V197H142ZM255 196V195H254ZM140 197V198H141ZM156 197V196H155ZM119 198V197H118ZM122 198V197H121ZM136 198V197H135ZM139 198V200H140V202L142 203V202H144V201H142L141 199L142 198H145V197H142L141 199ZM176 198V197H175ZM241 198H240V200H241ZM147 199H149L148 197H147ZM257 199V200H256ZM120 201H121V199H119ZM143 200H145V199H143ZM239 200V201H240ZM134 201H137V199L136 200H134ZM149 201V200H148ZM154 201V200H153ZM152 201V202H153ZM139 202V201H138ZM151 202V203H152ZM156 202V201H155ZM158 202H156L157 204H155L154 203V205H151L152 207H153V212L154 213H156L157 214V212H155V211H157V210H154L156 207L158 208L159 206H160V204L158 203ZM147 203V202H146ZM150 203V204H151ZM167 203V202H166ZM169 203V202H168ZM226 203H228V204H226ZM241 203V202H240ZM145 204V203H144ZM148 204V203H147ZM149 204V205H150ZM153 204V203H152ZM158 204H159V206H158ZM163 204V203H162ZM133 205V204H132ZM142 205H143V203H142ZM146 205V204H145ZM149 205H147L148 206V208H149ZM245 205H246V207H245ZM165 206V205H164ZM163 206V207H164ZM132 207V206H131ZM228 207V206H227ZM147 208V209H148ZM224 208V207H223ZM242 209H243V207H241ZM150 209H152L151 207L149 208V210ZM241 209V210H242ZM160 209H158V211H159ZM132 211V210H131ZM141 211V210H140ZM246 211L244 210V212L246 213ZM151 212V211H150ZM226 212V211H225ZM230 213V212H229ZM232 213V214H233ZM244 213V214H245ZM142 214V213H141ZM151 214H153L152 212H151ZM231 214V213H230ZM235 214V213H234ZM242 213H240L239 215H241ZM244 214H243V217H244ZM225 215V214H224ZM227 215V214H226ZM225 215V216H226ZM237 215V214H236ZM130 216V215H129ZM129 216H127V218L129 217ZM132 216V215H131ZM151 216H154V214L153 215H151ZM229 216V215H228ZM227 216V217H228ZM149 217H150V215H149ZM157 217V216H156ZM222 217H224V216H222ZM230 217V216H229ZM228 217V218H229ZM232 217H237V216H232ZM232 217H230V218H232ZM240 217V216H239ZM126 218V219H127ZM146 218V217H145ZM144 218V219H145ZM152 218V217H151ZM131 219V218H130ZM136 219H142V218H136ZM147 219V218H146ZM145 219V220H146ZM156 219V218H155ZM214 219V218H213ZM212 218H211V220H213ZM233 219V218H232ZM231 219V220H232ZM128 220V219H127ZM144 220V221H145ZM258 220V219H257ZM260 220V219H259ZM132 221V220H131ZM136 221V220H135ZM147 221V220H146ZM208 221V220H207ZM214 221H215V219H214ZM223 221V220H222ZM230 221V220H229ZM247 221V222H248ZM255 221V220H254ZM142 222V221H141ZM201 222V221H200ZM221 222V221H220ZM233 222V221H232ZM242 222H243V220H242ZM244 222H246V221H244ZM246 222V223H247ZM123 223V222H122ZM126 223V222H125ZM133 223V222H132ZM137 223V222H136ZM154 223H156V221L154 222ZM217 223V222H216ZM225 223V222H224ZM229 223V222H228ZM120 224V223H119ZM118 224V225H119ZM128 224H130V222L128 223ZM148 224V223H147ZM147 224H145V225H147ZM153 224V223H152ZM219 224V223H218ZM233 224H235L234 222H233ZM116 226V227H119V226ZM123 225V224H122ZM141 226L143 225V222H142V224H140ZM209 225V224H208ZM208 225H205V226H208ZM224 225V224H223ZM226 225H227V223H226ZM236 225V224H235ZM241 225H242V223H241ZM244 225H245V223H244ZM244 225H243V227L242 228H244ZM125 226V225H124ZM129 226V225H128ZM127 226V227H128ZM154 226H156V225H154ZM204 226V225H203ZM219 226H221V225H219ZM232 225H230V227H231ZM237 226H239L238 224H237ZM126 227V228H127ZM144 227V226H143ZM209 227V226H208ZM208 227H204L205 229H208ZM228 227V226H227ZM241 227V226H240ZM255 227V226H254ZM138 228V227H137ZM136 227H135V230H132V228L130 227L129 228V231L131 232H129L128 231V228H127V232L126 233H130V235L127 237V238H129V240L131 241V239H130V237H131V235H132V232L133 231H139V230H136L137 229ZM151 228V227H150ZM155 228V227H154ZM153 227L151 228L152 230H153V232L154 231H158V229L160 230V228H156V229H154ZM202 228V227H201ZM204 228H202V229H204ZM219 228V227H218ZM226 228V227H225ZM224 228V229H225ZM236 228V227H235ZM253 228V227H252ZM251 228V229H252ZM264 228V227H263ZM262 228V229H263ZM140 229V228H139ZM146 229L147 228H145V231H146ZM200 229V228H199ZM198 229V230H199ZM205 229H204V231H205ZM216 229V228H215ZM233 230H235L234 229V227L232 228ZM115 231H114V234H115V232L118 230H116V228L114 229ZM149 230V229H148ZM152 230H150V231H152ZM217 230V229H216ZM216 230H215V232H216ZM112 231H113V229H112ZM122 231V230H121ZM141 231V230H140ZM144 231V229L142 230V232L144 233L145 232ZM150 231H146V232H150ZM162 231V230H161ZM200 231V230H199ZM201 231H203V230H201ZM200 231V232H201ZM210 231V230H209ZM222 231V230H221ZM111 232V231H110ZM118 232V231H117ZM124 232V231H123ZM141 232V234L143 235V233ZM112 233V232H111ZM152 233V232H151ZM155 233V232H154ZM158 233V232H157ZM163 233V232H162ZM120 236H121V234H120V231H119V233H118ZM161 234V233H160ZM198 234V236H199V234L200 233H197ZM110 235V234H109ZM118 235V236H119ZM128 235V234H127ZM139 235V234H138ZM145 235V234H144ZM158 235V234H157ZM196 235V234H195ZM202 235V234H201ZM200 235V236H201ZM204 235V234H203ZM113 236V234L110 236V237H112ZM116 236V235H115ZM115 236L114 237H112V238H115ZM118 236H116L117 238H121L122 239V236L120 237H118ZM146 236V235H145ZM155 237H156V235H154ZM197 236V235H196ZM225 236H227V235H225ZM239 236V235H238ZM137 237V236H136ZM139 237H141V239L140 240H143L142 239V236H139ZM146 237H149V236H146ZM152 237V236H151ZM150 237V238H151ZM154 237V238H155ZM110 239L111 241L113 240V239ZM133 238H134V236H133ZM143 238H144V236H143ZM125 239V238H124ZM139 239V238H138ZM158 239H159V237H158ZM135 240V239H134ZM134 240H132V241H134ZM146 240V238L144 239V241ZM203 240V239H202ZM205 240V239H204ZM211 240V239H210ZM241 240H244L243 239V237H242V239ZM115 241H116V238H115ZM119 241H122V240H119ZM129 241V242H130ZM132 241H131V243H132ZM136 241H137V239H136ZM139 241V240H138ZM152 241V240H151ZM198 241H199V239H198ZM201 241V240H200ZM238 241V240H237ZM126 242H128V241H125V242H123L122 244H124V243H126ZM148 242V241H147ZM153 242H155V241H153ZM230 242V241H229ZM232 242V241H231ZM239 242V241H238ZM112 243H113V241H112ZM137 243V242H136ZM139 243H141V242H139ZM145 243V242H144ZM148 243H150V242H148ZM235 243H237V242H235ZM115 244V243H114ZM117 244H118V239H117V243L115 244L116 246H117ZM119 244H121V243H119ZM129 244V243H128ZM128 244H127V251H130L131 250V248L128 246ZM134 244V243H133ZM226 244V243H225ZM132 244H130V246H131ZM136 245V247L138 246L137 244H135ZM142 245V244H141ZM145 245H147V244H145ZM144 245V246H145ZM150 245V244H149ZM211 245V244H210ZM224 245V244H223ZM114 246V245H113ZM118 246H120V245H118ZM123 246V245H122ZM125 246V245H124ZM134 246V245H133ZM133 246H131V247H133ZM139 246H140V244H139ZM143 246V245H142ZM141 246V247H142ZM148 246V245H147ZM214 246H215V244H214ZM218 246H219V244H218ZM218 246H217V248H218ZM221 246V245H220ZM229 246H230V243H229ZM128 247H129V249L130 250H128ZM146 247V246H145ZM150 247V246H149ZM222 247V246H221ZM119 248V247H118ZM148 248V247H147ZM216 247L214 248V250L215 249H217ZM220 248V247H219ZM120 249V248H119ZM125 249V248H124ZM133 249V248H132ZM139 249H141V248H139ZM149 249V251L151 252V250H150V248H148ZM198 249V248H197ZM196 249V250H197ZM200 249V248H199ZM204 249V248H203ZM211 249V250H210ZM118 250V249H117ZM136 250H138V248L136 249ZM145 250V249H144ZM205 250V249H204ZM112 251V250H111ZM123 251V250H122ZM140 251V250H139ZM146 251V250H145ZM198 251H200V250H198ZM227 251V250H226ZM112 252H115V250L114 251H112ZM119 252V251H118ZM131 252H132V250H131ZM147 252V251H146ZM215 252V251H214ZM217 252V251H216ZM119 253H121V252H119ZM125 253H129V252H125ZM148 253V252H147ZM152 253V254H153ZM211 253V254H210ZM222 253V252H221ZM116 254H117V252H116ZM223 255H224V252L222 253ZM125 255V254H124ZM127 255V254H126ZM125 255V256H126ZM137 255V254H136ZM142 255V254H141ZM140 255V256H141ZM148 255V254H147ZM117 256H118V254H117ZM124 256V257H125ZM113 257V256H112ZM122 257V256H121ZM124 257H122L123 259H124ZM128 257V256H127ZM130 257H132V256H130ZM129 257V258H130ZM138 257V256H137ZM216 257V256H215ZM118 258V257H117ZM122 258H120L121 260H122ZM128 258V259H129ZM136 257H134L133 259H135ZM141 258V257H140ZM127 259V260H128ZM131 259V258H130ZM125 261H126V259H124ZM123 261V260H122ZM121 261V262H122ZM125 261L122 263V264H124L125 263ZM129 261V260H128ZM128 261L126 262V264H128ZM131 261V260H130ZM134 261V260H133ZM120 262V261H119ZM132 262V261H131ZM210 262H209V264H210ZM103 264V263H102ZM208 264V263H207Z\"/></svg>",
	"mask_w": 264,
	"mask_h": 264
}]
</instances>
